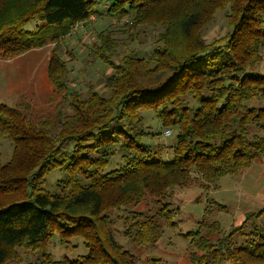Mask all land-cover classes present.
<instances>
[{"label": "trees", "instance_id": "trees-1", "mask_svg": "<svg viewBox=\"0 0 264 264\" xmlns=\"http://www.w3.org/2000/svg\"><path fill=\"white\" fill-rule=\"evenodd\" d=\"M102 13L124 19L143 54L126 48L113 61V31H98L90 49L104 70L83 93L58 49ZM217 13L226 28L208 39ZM50 43L46 76L61 95L54 110L0 104V264L18 248L40 264H136L115 239L109 209L125 210L122 233L133 245H154L176 227L173 189L210 191L262 161L264 0H0V57ZM166 130L174 133L168 147L150 141ZM224 209L209 198L196 229L183 234L190 264H264V206L227 232L207 218ZM55 236L85 253L54 259Z\"/></svg>", "mask_w": 264, "mask_h": 264}, {"label": "rangeland", "instance_id": "rangeland-1", "mask_svg": "<svg viewBox=\"0 0 264 264\" xmlns=\"http://www.w3.org/2000/svg\"><path fill=\"white\" fill-rule=\"evenodd\" d=\"M94 16L95 19L88 21L87 25L75 28L68 37L61 40L58 49L60 57L71 69L68 75L69 83L72 84V88L75 87L83 93L87 87H96V81L104 70V65L93 57L92 46L94 43L98 45L95 38L98 31L106 27L113 31L112 38L117 45L115 53L111 55L113 61H117L126 48L136 49L139 54H143L144 48L126 37L122 30L124 19H109L104 13L94 14ZM31 26L33 27L32 23L27 28ZM225 28L226 20L223 14L217 13L215 20L205 28L203 34L209 39L220 29ZM149 42L143 46L150 48ZM53 48L54 45L50 43L14 56L0 57V104L10 106L29 104L30 110L39 113H49L54 110L55 105L60 102L61 95L53 94V87L46 76V64ZM66 51H71V57L66 54ZM107 69L110 71V68ZM171 132L169 136L162 133L160 142L154 141V138L150 141L159 147H168L174 142V133ZM7 144L5 141L1 147L3 161L8 159L11 150ZM163 153L167 155L170 150H165ZM216 186L215 189L205 191L191 183L186 187L173 189L169 201L173 210L177 211L174 217L176 227L166 228L156 244L146 247H136L123 236L122 220L119 217L126 213L125 210L109 209L110 226L116 241L125 248H129L137 261L136 264H190L188 240L183 234L196 229L197 221L202 217L209 198H214L225 206L223 211H214L207 217L209 221H218L225 232L229 231L241 215L255 212L264 206V156L262 161L250 164L248 168L236 175L221 177ZM142 207L143 204L131 208ZM49 251L54 259L74 260L79 254L85 253L86 249L79 243L74 250H65L55 236L49 242ZM15 255V258L11 256L5 264H40L39 260L41 261L37 253L21 248L15 250Z\"/></svg>", "mask_w": 264, "mask_h": 264}, {"label": "built area", "instance_id": "built-area-1", "mask_svg": "<svg viewBox=\"0 0 264 264\" xmlns=\"http://www.w3.org/2000/svg\"><path fill=\"white\" fill-rule=\"evenodd\" d=\"M91 18H93V17H91ZM168 134H169V130H166L165 135H168Z\"/></svg>", "mask_w": 264, "mask_h": 264}]
</instances>
